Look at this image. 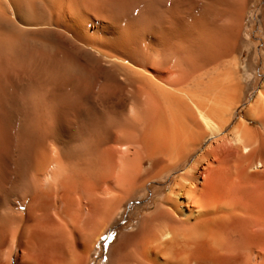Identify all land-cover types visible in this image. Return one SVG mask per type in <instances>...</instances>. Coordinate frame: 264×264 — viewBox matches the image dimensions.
Here are the masks:
<instances>
[{
    "label": "bare ground",
    "instance_id": "1",
    "mask_svg": "<svg viewBox=\"0 0 264 264\" xmlns=\"http://www.w3.org/2000/svg\"><path fill=\"white\" fill-rule=\"evenodd\" d=\"M261 69L264 0H0V264H264Z\"/></svg>",
    "mask_w": 264,
    "mask_h": 264
},
{
    "label": "rangeland",
    "instance_id": "2",
    "mask_svg": "<svg viewBox=\"0 0 264 264\" xmlns=\"http://www.w3.org/2000/svg\"><path fill=\"white\" fill-rule=\"evenodd\" d=\"M260 36L258 33H256V29H254L253 31V41H257L256 39ZM244 50H245V53L241 59V64L244 65L246 63V61L249 59V53L251 51V48L249 46H245L244 47ZM261 66V64H259V67ZM262 72V76L259 78V83L257 86L253 87L250 92L252 95H255L256 92H257V89L259 88V85L263 83L264 81V69H261ZM250 77H245V82L246 83H249L250 81ZM245 105L246 103L240 105L238 107V114L239 113H242L243 110L245 109ZM176 170V169H175ZM175 170H172L168 173H166L167 175V179H161V180H158V181H155L154 182H150L148 185H147V188H148V196L146 198L145 201H152L153 198H157V195L158 194H165L167 193L168 189L170 188V185L172 183V181L174 180V176L177 174V171L175 172ZM165 175V174H164ZM161 190V191H158V190ZM159 196V195H158ZM134 202H131L129 204H127L126 208H125V214L123 215V218L119 220L118 223H116L115 225H113L110 230L108 231L107 235H105L103 237V239H101L99 241V246H98V249H97V252L96 254L92 257L91 259V264H98V261H100L101 259H103V254H102V250H103V246L104 244L108 241V239L110 237L113 236V233L117 230H119L121 227H124V226H129V224H132L134 223L135 221V218L133 217L134 215ZM150 208H146L145 210H142L140 211V214L141 215L142 213H144L145 211H149ZM132 222V223H131Z\"/></svg>",
    "mask_w": 264,
    "mask_h": 264
},
{
    "label": "snow or ice",
    "instance_id": "3",
    "mask_svg": "<svg viewBox=\"0 0 264 264\" xmlns=\"http://www.w3.org/2000/svg\"><path fill=\"white\" fill-rule=\"evenodd\" d=\"M102 239H103V237H102Z\"/></svg>",
    "mask_w": 264,
    "mask_h": 264
}]
</instances>
